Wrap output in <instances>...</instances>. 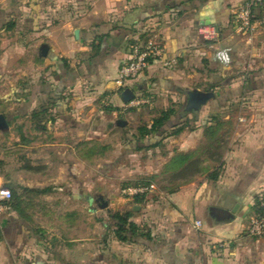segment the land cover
Masks as SVG:
<instances>
[{"label": "crops", "instance_id": "crops-1", "mask_svg": "<svg viewBox=\"0 0 264 264\" xmlns=\"http://www.w3.org/2000/svg\"><path fill=\"white\" fill-rule=\"evenodd\" d=\"M242 1L17 0L16 27L0 26V33L13 35L15 53L32 52L36 59L21 71L9 101L27 107L25 113L8 121L15 141L0 147V186L15 195L14 205L10 202L8 209L0 211V264H56L55 252L40 233L47 226L35 220L36 215L49 214L50 205H35L28 212L26 200L60 193L69 206L72 201L80 203L73 205L74 217L85 215L82 205L89 200L88 190L75 184L64 191V185L82 179L86 184L82 168L104 161L103 146L115 157L123 147L124 129L135 133L167 109L172 110L169 126L189 125L165 137L158 147L128 154L118 163L130 161L127 176L161 174L174 156L190 154L194 159L205 139L209 147H215V139L221 141L222 136L221 154L217 160L215 155L207 157L206 173L179 178L182 184L175 191L155 187L140 202L129 197L133 201L131 220L148 235L133 242L112 236L106 245L97 244L96 262L264 264V236L246 233L248 219L264 194V29L243 33L235 28L233 12ZM0 3V9L7 10L13 0ZM255 13L263 22L264 0ZM129 24L133 25L131 32L120 27ZM207 25L218 29L213 42L199 32ZM145 31L164 46L162 60L153 61L138 77L119 85L118 70L128 57L129 41ZM106 33L96 57L90 58L98 36ZM43 45L48 46L46 56L41 55ZM217 46L230 50L229 66L214 59ZM172 59L170 64L163 63ZM39 80L54 86L50 94L41 93ZM25 81L34 83L31 101L22 87ZM140 95L149 96L151 102L127 106ZM45 107L47 111L41 113ZM0 113L9 119L5 111ZM71 174L78 177L77 182ZM43 188L50 189L37 191ZM120 205L116 211L125 212L126 202ZM214 208L235 212L232 218L219 219ZM72 224L67 222L65 229ZM74 246L63 248V259H70L63 255L71 254ZM106 248L115 256L104 255ZM88 255L86 246L80 249L81 259L73 261L87 264Z\"/></svg>", "mask_w": 264, "mask_h": 264}, {"label": "rangeland", "instance_id": "rangeland-1", "mask_svg": "<svg viewBox=\"0 0 264 264\" xmlns=\"http://www.w3.org/2000/svg\"><path fill=\"white\" fill-rule=\"evenodd\" d=\"M13 43H15V39L12 34L7 32L0 33V68L2 69V73L0 74V110L5 111L10 121L15 119L14 116L19 117L22 112L27 110V107H24V104L13 103L12 105L9 104V101L13 99L11 96L13 97L15 95V83L17 82V78L21 74V71L31 66V64L34 62V59H36V55H34L32 52L23 54L15 53L12 46ZM11 84L14 86L11 87ZM4 96H8L9 98H4ZM6 100L8 102L7 106L9 107V110H5L6 107L4 101ZM30 105L31 104L28 103V106ZM187 125L189 124H184V126ZM14 137V132L10 133L9 128L4 131L0 130V147L5 145L10 146L15 141ZM220 139L221 141L219 140L215 147H209L208 139H205L200 145L196 157L199 160L198 163L200 167H196L194 165L192 168H188V170L182 173L183 176L187 177L197 173H206L207 169L204 166L207 164V157L212 156L213 152L215 151L216 153L221 152V149L218 148L219 146L221 147L222 141L224 139L222 136H220ZM7 142L10 144H7ZM103 154L104 161L102 163H93L92 165L88 164L87 169L82 168V173L86 172V177L82 176L83 178H86V184L83 182L84 179H82L81 183H71L69 187L64 185V191H68L67 189H71L75 186V184H78L77 187L81 186L82 188L88 190L87 193L89 200H86V205H82V208H84L86 211L85 215L81 214L80 216L76 215L74 217V214L71 212L73 210L72 208H74L73 205H75L76 202L72 201V207H70L71 205L69 206V203H67L68 200L63 198L60 193L44 196L45 199L42 198L43 194H40V200H34L32 198L26 200V211L28 212L31 211L32 206L35 205L44 208L47 205H50L49 214L46 216L36 215L35 220L40 222V224L47 226L46 231H40V233L44 238L46 246H49L50 250L55 252V259H57L56 264H78L79 259H81V257H78L80 249L86 246L87 250L89 251L87 260L89 262L93 261L94 256H96V253L94 252L97 249V244L104 242V245H106L108 240H110L113 236L112 228H110L106 240L103 238V232H105V228L101 227V223H109L110 215L113 212H116V209L121 206V202H126L125 207H123V209L125 208V211H131L130 204L133 202L132 199H130L128 196H124L121 193V189L124 188V186H140L153 183L157 189L160 188L166 190L165 187L167 186L182 184L179 182V178L182 176L181 174L175 175V172L178 171L175 169L168 172H162L161 174H145L142 175L141 178H131L130 176H127L129 173V160L125 162L126 165H121L118 163L113 165L112 162L115 158L113 151L108 152L106 146H103ZM64 157L70 164L73 163L72 160L70 161V159H67L66 155ZM80 170L81 167L78 169V171ZM71 176L72 181L78 179V177L74 174H71ZM28 191L27 193H30V191ZM14 196L11 201V206L14 205ZM126 199L129 201H126ZM20 201L21 200H18L17 202L19 203ZM103 204L105 205L102 206ZM76 205L81 206L80 203H76ZM107 210H110V212L107 213ZM29 216L32 215L29 214ZM67 222L73 223V226H70L71 228L65 229V224ZM102 228L103 231H100ZM81 243L82 245H80ZM70 244H75L76 246L73 247L71 254L68 253L64 254L63 256L67 258L69 257L72 259V261H70V259L65 260L62 257L63 250L66 249ZM99 263L96 262L89 264Z\"/></svg>", "mask_w": 264, "mask_h": 264}, {"label": "trees", "instance_id": "trees-1", "mask_svg": "<svg viewBox=\"0 0 264 264\" xmlns=\"http://www.w3.org/2000/svg\"><path fill=\"white\" fill-rule=\"evenodd\" d=\"M19 12H18V3L17 0H13L12 5L7 9V10H2L0 9V26L5 27L7 29H14L17 25V19L19 18ZM121 28L125 29L126 31L131 32L133 29V25L129 24L128 26H120ZM106 34H102V36H98V44H93V54L89 55L90 58H95L96 53L99 51V44L100 42H102L103 37L106 38ZM148 38L147 32L145 31L144 33H140V35L135 38L134 40L129 41L130 45L134 44L140 40H145ZM98 55V54H97ZM60 62L64 64L65 61L64 59H60ZM67 65V64H66ZM37 83H39L42 86V90L41 93H47L50 94L51 93V88H53L54 86L44 80H39ZM22 84V83H21ZM24 85V86H23ZM35 85H37L35 83ZM33 86L34 83L30 82V81H25L22 84V87L24 89H26V97L28 99V101H31L32 98V94H33ZM49 92H48V88ZM20 89V88H19ZM16 90V88H15ZM25 97V98H26ZM49 98H51L49 96ZM26 99V100H27ZM24 107H26V105H24ZM47 111V108H40V112L41 113H45ZM25 113L22 112L21 114ZM172 115V110L167 109L165 111H161L158 115H156L151 123L149 125L147 124H143L139 127H137L136 132L135 133H129L128 131H126V129H124V143H123V147L121 148V150L118 152V154H116L114 160H113V165H116L117 163L121 162L122 160H124L128 154L133 153L134 151H141V150H147V149H151L154 147H158L161 145L162 140L167 137V136H171V135H176L178 133H180L183 129H184V124H175L172 126L168 125V120ZM6 117V116H5ZM34 117V114H32V118ZM7 121H10V119H8L6 117ZM47 120V118H46ZM45 120V121H46ZM205 135L207 136L208 134L205 132ZM208 137V136H207ZM219 139H215V143H218ZM220 153H216L213 152V155H215V159L217 160L220 156ZM191 155L190 154H182L179 156H174L171 158V160L169 161V163L166 165L165 170L163 172H168L170 170H178L177 172H175V175L177 174H181L182 177L180 178H185V176H183V172H185L186 170H188V168H192L194 165L196 167H200L199 166V160L198 158H194V159H190ZM180 166H178V165ZM211 176H214L213 174H211ZM188 177V176H187ZM150 184V183H149ZM126 187V186H124ZM179 187V184H176L174 186H167L165 187L167 191L172 192L175 191L177 188ZM50 188H43V189H39L37 191L39 192H44V191H48ZM30 191V190H29ZM11 199L9 201V203L12 201V198L14 196L13 192L11 191ZM145 194H136L134 195V201L135 202H140L144 199ZM133 215V211H125V212H113L110 215V221L109 223H104V227H105V232H104V236L103 238L106 240L108 234H109V230L110 228H112V235L117 238L120 241H131L133 242L137 237H144L147 236L148 232H144V228H142L141 226H139L138 224H136L133 220H131V216ZM104 255H109V256H115L111 253V251L106 248L104 250ZM98 258L94 257L93 261L89 262V263H96ZM34 263V262H33ZM87 263V264H89ZM27 264H31V262H28ZM35 264V263H34Z\"/></svg>", "mask_w": 264, "mask_h": 264}, {"label": "built area", "instance_id": "built-area-1", "mask_svg": "<svg viewBox=\"0 0 264 264\" xmlns=\"http://www.w3.org/2000/svg\"><path fill=\"white\" fill-rule=\"evenodd\" d=\"M263 0H243L233 12V23L239 32L251 33L256 27L264 29V21L262 22L255 9L261 5ZM204 40L215 41L219 32L215 26H203L199 29ZM164 46L155 39L147 38L140 40L129 46L128 57L121 62L118 70L119 85H123L142 74L147 67L155 60H162ZM213 57L223 66H229L232 62V56L228 48L217 46L213 49ZM175 60L163 61L164 64H170ZM151 102V98L147 95H140L131 99L128 107H139L147 105ZM155 189L153 183L140 186H126L121 189L124 196L133 197L136 194H144ZM11 190L6 186H0V211L9 208L11 199ZM195 225L199 226L200 221L196 220ZM246 233L251 237L264 236V194L260 195L254 212L250 215L246 226Z\"/></svg>", "mask_w": 264, "mask_h": 264}, {"label": "water", "instance_id": "water-1", "mask_svg": "<svg viewBox=\"0 0 264 264\" xmlns=\"http://www.w3.org/2000/svg\"><path fill=\"white\" fill-rule=\"evenodd\" d=\"M78 32L79 31L77 29L74 31V35L76 37L78 36ZM47 50H48V46L43 45L41 47V55L46 56ZM8 127H9V125H8V121L5 117V115L0 113V130L4 131V130L8 129ZM104 205L105 204H103L102 206H104ZM133 209H137V208H133ZM234 212H235V209L228 211V210H224V209H220V208H214L215 216L219 219L232 218Z\"/></svg>", "mask_w": 264, "mask_h": 264}]
</instances>
